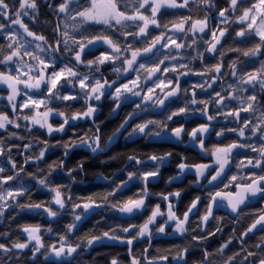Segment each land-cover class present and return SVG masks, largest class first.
Returning a JSON list of instances; mask_svg holds the SVG:
<instances>
[{
  "label": "snow or ice",
  "instance_id": "6c2138e0",
  "mask_svg": "<svg viewBox=\"0 0 264 264\" xmlns=\"http://www.w3.org/2000/svg\"><path fill=\"white\" fill-rule=\"evenodd\" d=\"M190 3H197L203 5L205 9V15L203 18H197L195 20L192 17H181L178 22H173L171 27L167 24H163L158 16L162 10L165 9H183L189 8ZM44 4L48 7L53 16L56 19V23L52 28L53 36L51 38L46 37L43 34H39L30 28L29 24L25 23L24 17H28L33 23L39 22V0H16L15 4H10L9 0H0V35L7 41L6 45L0 46V64L2 65H16L15 74L11 71H0V84H5L10 89V94L7 99L12 106V110L15 112L17 108L22 111L24 108L30 106L38 109L42 104H46L49 98L60 99L62 101H75L83 99L86 108L82 111L71 112L66 114L63 111L54 110L50 107H46L43 113L37 115H23V119L30 121L33 125H39L40 128H46L47 133L51 135L54 132L62 133L65 131V127L70 122H75L81 119L93 120L95 129L93 135L87 138H79L70 142L63 143L61 146L65 149L64 156L67 157L71 150L75 147L86 146L92 153L98 151H104V147L101 145V129L96 121L93 119L94 115L98 111V103L103 98L109 97L113 102L112 113L115 114L121 108L129 98H139L133 100L135 110L131 113H127L124 120L119 124L113 135L109 137L108 143H111L116 139L122 131L127 130V127L134 118L140 115L142 112L148 111L151 106L166 108V101L172 97H176L183 93L187 95L188 90L182 89L180 85V78L188 75H198L201 77L208 76L202 82L193 84L191 87L192 98L189 101L190 105L201 104L203 108L199 109L202 115L206 116L208 121L214 120L215 115H208V101L198 100L196 98V89H202L207 92L208 89H212L213 85L217 83V80L222 75V63H217L210 66L203 71H196L190 66L189 63H183L186 59L181 49L192 48L193 45H197L198 39L204 40L207 47L203 52H197V57L192 59L203 60L205 53L218 54V45L221 44V39L226 35L228 29L226 27H220L219 25L227 24L230 17L237 11L241 12L236 19L245 27L236 32L237 37H247L253 34L254 26L257 22L256 12H260L264 17V0H258L257 3L252 4L251 8H244L242 6V0H228V6L224 8H216L215 0H134L133 7L130 11L122 10L116 0H90L87 7H80L79 0H44ZM213 8H216L219 23L216 27H209L210 16L209 12ZM71 21V23H69ZM191 21V23H189ZM6 22V23H5ZM62 22V23H61ZM120 25L123 31L121 35L125 43L121 44L120 40L113 38L108 34H95L86 35L87 29L82 32L86 24H103L109 27ZM186 25H188L186 27ZM150 26L156 28H166L167 31L161 32L155 36L151 35L149 29ZM132 29V30H129ZM192 33L191 44L185 42H178L183 40L182 37L170 35L169 33ZM197 34H201L199 37ZM254 34L259 36L260 42L253 47L240 51L244 57L251 60H255L257 57L264 56V19H262L259 26L255 27ZM210 36V39H204V36ZM30 37L31 40L27 38ZM128 37H132V41H128ZM143 38L144 47H134L133 41H138ZM97 43L101 45H107V48L111 51H103L95 59H87L88 52L86 49L91 50ZM159 45L160 49L173 48L174 52L163 55L162 59H159L155 64L147 66L144 63H138V57L142 54L152 53L154 49H157ZM67 54V59L63 62V67L57 68V59L60 56ZM25 58H29L33 63H29ZM175 60L177 64L172 67H161L165 64V61ZM73 61L75 62L73 64ZM119 64L117 65V62ZM113 65L112 71L117 74V78L109 80L101 72V66L106 63ZM79 65H84L89 69L88 73H82L78 70ZM231 76L235 78L234 84H230L228 88L231 92L227 95H222L221 92L215 91V103L223 106L227 109L225 100H240L239 107L222 110L220 115L225 117H233L237 122H240L241 112L254 111L255 106L259 103L258 97L255 94V90L258 88L264 91V61H261L260 67L253 71H241L233 63L231 66ZM52 71L49 72L48 69ZM141 70L145 74L141 76ZM168 72L175 73V79H160L157 73L167 74ZM211 72L212 75H208ZM135 73L134 79H129L127 82L118 83L121 76L130 75ZM99 74V75H97ZM155 77V79H153ZM143 79V83L141 82ZM148 80H152V86L145 87ZM64 83H61V82ZM20 85H23L25 89L39 91L42 85L45 86L44 91L46 96L44 99H34L31 95H28L25 100L19 106L14 102L21 94ZM58 85L61 88H67L68 85H72L73 88L79 87L80 93L68 92L67 94H60L57 91ZM247 86V87H244ZM160 91L157 92L156 90ZM252 91L246 97H240L237 93ZM211 95V93L209 94ZM196 109L188 106L178 107L175 110L168 112L164 120L157 121L154 119L143 120L140 123H135L131 126V131L127 133L125 139H129L135 136H144L148 138H160L163 134H168L176 141L182 142L184 135L189 136L194 144H197L201 151H206L203 136L209 132V124H200L198 127L186 132L183 124L178 127H174L169 131L168 121H172L174 117L192 114ZM55 114L62 118V123L58 127H54L48 122V117L51 114ZM21 117H17L19 120ZM17 120L10 119L7 114L0 113V130L8 132V126L13 128H19L21 125ZM246 130L250 133V136H246ZM31 131V129H29ZM227 131L236 132L240 140L250 139L252 136H258L260 140H264V113L261 114L259 122L253 124V122L247 118L243 120L242 125L239 128L227 129ZM224 130L218 131L217 136H222ZM12 137L19 138L15 133H12ZM47 144V142H44ZM13 147H22L24 149L20 155L24 156L22 164L18 165V162L11 158ZM31 144H24L22 146L11 145L3 146L0 142V157L6 158V165L0 166V216H3L5 211L11 207H19L28 210H43L44 213L50 218H55L59 215L58 210H54L51 205L55 204L59 210L65 209L66 204L71 202L73 222L66 225V232L59 236L58 243L45 245L42 240L41 229L38 226H23L22 232L27 234V238L22 242H15L11 247L0 243V251L4 253H13L14 250L22 252L28 249L33 260L37 259V254L44 256L45 261L50 257H54L57 264H71V261L76 259L81 251L86 248H91L97 243H103L106 239L112 242L126 243L129 246V253H132L131 246L138 238L147 236L149 242L152 237V230L150 225L156 223L157 217L167 216L164 223L160 224L155 231L160 234H165V228L168 222H174V231L180 235H184L190 231L188 227L189 215L194 209H197V205L200 203V197H196L180 217L174 210L173 200L170 197L178 199L181 196L180 191L171 193H160L159 195L164 201H167V212L161 210L159 204H157L151 211L150 216L142 226L129 224L127 227H122L119 231L129 233L133 228L138 227L131 236L121 237L117 234V229L113 228L109 231H104L101 234H91L82 238H78L75 242L70 239L69 234L78 228L79 222H81L90 210L101 209L109 207L121 214L135 215L136 212L144 210L146 205V199L151 195L149 192L150 178H155L159 175L160 166L170 157L171 153L164 155L152 154L148 156V160L154 163V167L151 170L137 169L135 171L127 172V179L119 183H114L111 191L107 192L102 199L97 200L92 197L81 200L79 202H73L72 197L68 196L64 198V194L61 191V186H51L48 180V176L51 175V171H55L57 167L63 168L64 161L61 160L58 163L49 165L51 171L44 176L33 177L36 179V183L41 187L47 188L52 192L53 198L47 203H28L21 205L18 203V198L25 195L28 189L22 184L15 186L9 182L14 181L19 177L20 173L25 172V165L29 163H37L42 161L45 157L47 147L40 150L38 155H25L31 149ZM250 148L253 152H257L260 159L248 158L240 160L237 163V167H252L261 168L264 170V145L259 148L253 146L250 143H241L235 141L224 147H217L215 151L211 152L214 157L215 167L214 174L208 172L213 165L208 163H194L189 164L187 162H180L177 167L180 170V175L184 173L192 172L195 175V184H200L201 180H205L207 184L211 185L216 182L218 178L222 176L225 168L232 163V154L235 149ZM129 161H135L136 165H143L144 160L137 158L135 155H129L127 158ZM11 171L13 174L3 175L5 171ZM42 171V170H41ZM76 171H84V164L79 163L77 167L67 169L66 174L72 177V173ZM207 173V175H206ZM255 178H249L250 182L245 185H237L239 191L235 194L233 199H228L227 207L230 208L232 213H238L240 206L244 205L252 197L260 196L264 198V175H256ZM107 179V177H103ZM180 176L172 177L168 182L179 179ZM236 176L232 177L235 181ZM139 181L143 184V188L134 197L127 198L125 200L110 201L109 197H114L118 192L122 193V190L127 187L129 182ZM4 185H9L7 188ZM230 196L232 194H229ZM225 199L220 192L210 193V201L204 214L201 217L200 223L197 225L199 231L203 235H193L191 240L196 244H201L208 241L211 237L216 236L217 233H223L222 226H217L214 231H206L207 224L210 219H216L213 214L214 206L217 204V199ZM11 201V203H9ZM77 209H83V212H77ZM49 232L52 229H48ZM191 231L195 232L193 228ZM257 232H264V213L256 215L249 226L243 229L240 234L235 238L240 248L237 252L227 257L224 264H264V239L255 244V248L259 249V252H254L248 249L247 239H250V234ZM233 244V239L228 238L223 240L217 249L220 255H225V250L229 249V246ZM44 249V252H41ZM191 248L185 247L180 249L174 256L177 264H188V255ZM147 252V249H145ZM241 256L237 261L236 257ZM212 253L205 249L202 252L203 259L200 264H211L208 257ZM147 264H156L153 259H148ZM169 257L167 255L159 257L160 261H167ZM111 264H118L116 259L111 260ZM131 264H141V261L133 256Z\"/></svg>",
  "mask_w": 264,
  "mask_h": 264
},
{
  "label": "trees",
  "instance_id": "16d2710c",
  "mask_svg": "<svg viewBox=\"0 0 264 264\" xmlns=\"http://www.w3.org/2000/svg\"><path fill=\"white\" fill-rule=\"evenodd\" d=\"M257 2L258 0H242V6L244 8H251L252 4ZM9 3L15 4L16 0H9ZM39 5V22L33 23L28 19V17H24V21L25 23L29 24L30 28H32V30L35 32L51 38L53 36L52 28L56 21L53 18L52 11H48V7L44 6V0H39ZM215 5L216 8L227 7L228 0H215ZM202 7L203 5H198V8ZM216 8H213L212 10H216ZM239 15H241V12L237 11L232 17H230V21L227 24L219 25L220 27H226L228 29L225 37H237L236 32L241 28H244L235 22V19ZM81 31L83 32L84 28ZM85 34L91 36L98 34V31L94 27H91ZM27 39L30 40L29 37ZM257 43H261L260 39L256 38L254 35H250L246 38L236 39L234 44H231L229 41H227L224 43V46L226 45L225 49L229 50H244L253 47ZM6 44L7 41L2 35H0V46ZM236 52L238 63L242 65L241 69H256L257 64H245L242 61L245 60L246 57H244L240 51ZM260 57H257L256 59L259 60ZM25 59L29 63H33V61H31L29 58ZM0 71H11L13 74H15L13 65L0 64ZM48 71L51 72L52 69L49 68ZM61 83L64 82L62 81ZM44 89L45 86L41 89V93H30L29 95H31L34 99H44L46 96ZM57 91L60 94H67L68 92H81L78 86L73 88L72 85H68L67 88H61L58 85ZM0 95L6 96L7 92L4 90L0 91ZM22 98H26L25 100H27L28 97L22 95L21 99ZM21 103L22 102H17V105L19 106ZM46 107L63 111L66 114H71V112L84 110L86 105L83 99H78L75 101H62L60 99L49 98L46 104H42L38 110L45 111ZM100 110L101 112L96 117L95 121L96 124L100 126L101 145L105 150L97 156H92L89 152L83 149H78L72 151L67 157H65V149L61 145L82 137L87 138L92 136L95 129L93 121L81 119L75 122H70V124L65 127L64 132H57L55 134L49 135L46 130L36 126H31L26 120L22 118L23 115H33L35 112L34 107L30 106L28 108H24L22 111L18 107L17 111L14 112L8 105H6L5 100H0V113L7 114L9 118L13 120H17V117H21L19 120H17L21 127L13 128L9 125L7 133L4 132V130H0V142H2V145L7 147L11 145L22 146L24 144H31V149H29L25 155L33 156L38 155L40 150L47 147L45 157L42 161L25 165V172L20 173L16 180L9 182L10 184L17 187L22 184L28 189V192H26L25 195L18 198L19 204L24 205L30 202L47 204L52 200L54 194L47 188L38 185L36 183V179L33 177L44 176L49 171H51L49 165L58 163L61 160L64 161V167H57L55 171H51V175L48 176L50 185L61 186V191L64 194V198L67 199L68 196H71L73 202H79L81 200L87 199L88 197L100 200L107 192L111 191L114 183H119L127 179L128 171L137 170L135 161H131V163L126 164L129 155H135L137 158L142 159L141 157H145L150 153L159 152L160 150L162 151V149L165 150L162 146H143L139 142L125 144L124 146H122L120 143H116L114 146L109 147V137L113 135L115 130L118 128V125L116 121L108 120L109 107L107 105H102ZM247 113L242 112L241 120L240 122L236 123V128H239L242 125L245 118L248 119L249 114ZM251 113L256 114V116L254 118H249V120H251L253 124L258 123L261 114L264 113V99L260 104L255 106L254 111H250V114ZM50 123L54 127H58L62 123V118L55 115V117L51 119ZM29 129H31V131H29ZM12 133H15L19 138L14 139L12 137ZM250 135L251 134L246 130V136ZM252 137H254L253 141L251 142L253 146L259 148L261 145H264V140H260L258 136ZM237 139L239 140L238 135ZM249 140L250 139H246L247 142H249ZM44 142H47V144ZM23 151L24 149L22 147H13L12 149L11 158L17 161L18 165L22 164L24 161V156L20 155V153ZM256 153L257 152L252 151L253 156H255ZM6 158L7 153L5 157H0V166H5L7 169L9 166L6 165ZM79 163L84 164V171L73 172L72 177H69L66 174V170L77 167ZM118 170H122V173L120 172L122 175L120 174L119 176L113 178ZM260 171L264 172L262 169ZM10 174L13 173L6 170L3 175L6 176ZM97 177H107V179H109L108 184L102 185L95 183V179ZM236 177L237 179L235 181L238 185L247 183L249 178H253L254 176L253 173H246L240 169L238 170ZM8 186L9 185H4L5 188ZM142 188V184L134 180L129 182L127 187L122 190V193L118 192L116 196L109 197V200H125L127 198L134 197L141 191ZM163 189V184H159L153 189L155 192H151L165 193L166 190ZM184 196L191 197V194L190 192H184ZM149 198L146 199L147 207L144 210L129 217H124L121 213L109 207L95 209L89 217H85L81 222H79L78 228L69 234L70 239L75 242L78 238H82L91 234H101L102 232L109 231L113 228L117 229V234L121 237L133 235V233L138 230V227L144 224L148 219L154 207L153 204L157 202V200H152ZM9 203H11V201H9ZM51 207L54 210L59 211L57 205L52 204ZM77 212H83V209H81V211L77 209ZM261 213H264V206H260L258 208L253 207L251 211L242 212L240 219L234 222L236 227L235 229L233 223L226 222L224 226L221 222H216V225H214L215 227L211 231H214L217 226H222L223 233H219L215 237V240H218L221 243L223 241V234L228 238H234V254L240 248V245L235 238L243 229L249 226L256 215ZM72 222L73 215L71 202L67 203L66 208L55 218L48 217V215L44 213L43 210H28L19 207H11L5 211L3 216H0V243L11 247V245L15 242L25 241L27 234L22 232V227L38 226L41 229L39 234L41 235L45 245L56 244L58 243L59 236L66 232V225ZM129 224L138 226L137 228H133L131 235L119 231L120 228L127 227ZM48 229H52V231L49 232ZM195 229V232L191 231L190 229L187 238L181 240L173 239L170 241L161 239L156 242L154 241L150 247L148 255H146L145 252V249H148L149 247L147 238L136 240L131 246V254L129 253V246L126 243L112 242L105 239L103 243H97L91 248L85 247V250L81 251L76 259L71 261V264H111L112 259H116L118 264H131L133 256L140 260L141 264H145L144 256H147L148 259H159V257L164 255H167L169 257L168 261H170L174 260V256L177 254V252L185 247L197 250L196 252H191L188 255V264H191L192 262H200L203 259V256L202 252L200 250L198 251V249H200L202 246L191 240L193 235H201L199 228L197 227ZM261 239H264L263 235L253 234L250 239H247L246 246L251 251L259 252L257 248H255V244L260 242ZM14 252H16V254L4 253L3 251H0V264H57L55 258L50 257L49 260L45 261L44 256L39 254H37V259L33 260L32 254L28 249H25L22 252L14 250ZM41 252H44V249H41ZM243 255L244 253H241L240 256L236 257V260L239 261Z\"/></svg>",
  "mask_w": 264,
  "mask_h": 264
},
{
  "label": "flooded vegetation",
  "instance_id": "af4514ba",
  "mask_svg": "<svg viewBox=\"0 0 264 264\" xmlns=\"http://www.w3.org/2000/svg\"><path fill=\"white\" fill-rule=\"evenodd\" d=\"M58 3L59 0H56ZM118 3L119 7L122 10L130 11L131 8L133 7V2L134 0H116ZM90 3V0H79V5L80 7H87ZM45 6V4H44ZM48 11L50 9L48 8ZM205 15V9L204 7L198 8L197 3H190L189 8H183V9H165L162 10L161 13L158 16V19L163 23L167 24L169 27H171V24L173 22H178L179 19L183 17H192L193 20L197 18H203ZM210 16V24L209 27H216L219 22L216 21L217 12L216 10H212V13H208ZM55 19V17L53 16ZM56 21V19H55ZM57 22V21H56ZM62 23V22H61ZM71 23V21H69ZM191 23V21H189ZM188 25H186L187 27ZM91 27H94L97 31L98 34H108L112 36L115 39L120 40L121 44L125 43L121 32L123 29L121 28L120 25H115L113 22V27H109L103 24H86L84 25V29H90ZM83 29V28H82ZM81 29V30H82ZM132 30V29H129ZM151 35L155 36L161 32L167 31L166 28H156L155 26H150L149 29ZM170 35H175L178 37H182L183 40H178V42H185L186 44H191L192 42V33H188L185 35L184 33H169ZM201 34H197L199 37ZM242 37H223L221 39V44L218 47V54H209L205 53L203 60L200 59H192L193 57H197V52H203L204 48L207 47V45L204 43V40L198 39L197 45H193L192 48H185L181 49L180 52L183 53V55L186 57L182 62L183 63H189L190 66L195 69L196 71H203L207 68H209L212 65H215L217 63H222L223 68H222V75L221 77L217 80V83L213 85L212 89H208L207 92H205L202 89H196L197 96L196 98L198 100H205L208 101V115H215V119L212 121H208L206 116L202 115L199 109L203 108L204 105L197 104V105H190L189 101L192 98V85L198 82H202L204 79H207L208 76H198V75H188L180 78V85L182 89H187L188 93L187 95H184L181 93L180 95L176 97L170 98L168 101H166L167 107H156V106H151L148 108V111L140 113L139 116L134 118L132 121H130L129 126L127 127V130H124L121 132V134L114 139L111 143H108L109 147L114 146L116 143H120L122 146L125 144H131V143H140L143 146L146 145H152V146H159V147H164L165 150L162 149L159 152H154L146 155L145 157H141L142 160L145 161L143 165H136L137 169H148L151 170L154 167V163H146L148 160V156L152 154L156 155H164L166 153H171L172 155L168 157V159L165 161L163 165L160 166V172L157 178V181L155 184H150L148 185L149 187V192L151 195L149 197L153 200H157L153 205L154 207L159 204L161 207V210L164 211L165 213L167 212V201H164L161 196L159 195L160 193H153L155 192L153 189L155 186L159 184H163V190H166L164 194L175 192V191H180L181 196L178 199H174V197H170V199L173 200L174 204V210L176 211V214L180 217L183 216L184 212L187 210V208L190 206L191 202L198 196L200 197V203L197 205V209H194L193 212L189 215V223L188 227L189 229H193L194 227L197 228V225L200 223L201 217L204 214L207 205L209 204L210 201V193H215V192H220V193H228V192H234L235 187L237 186L236 181L232 180L233 176H236L238 174V170H240L243 166L237 167V163L240 160H247L248 158H255V159H260L258 153H256L255 156L252 154V150L250 148H243L239 153H233L232 154V163L229 164L224 171L225 179L217 186H211L206 183L205 180H201L200 184H195V175L192 172H185L184 175H180V170L178 169L177 165L180 162H187L189 164H194V163H208L210 165H213L212 168L208 170V172L214 174V169L215 167H218L214 164V157L211 155V152L215 151L217 147H224L230 143H233L235 141H240L241 143H250L253 140H249L247 142L246 140H239L237 139V133L233 131H227V129H235L236 128V123L233 119V117H225L223 115H220L219 112L222 110H228V109H233L239 107L241 101L240 100H225V104L227 105V109L223 108L221 105H217L214 101L216 99L215 91L221 92L222 95H227L231 92V90L228 88L230 84H234L235 78L231 76V65L233 63L236 64L237 68L241 71H253L252 69H241L242 65L238 63L237 60V52L235 50H229L225 49L224 43L229 41L231 44H234L236 39H241ZM246 38V37H244ZM204 39H210V36L205 35ZM128 41H132V37H128ZM133 46L134 47H140L143 48L145 45L143 43V38L138 41H133ZM224 46V49H223ZM111 51L110 49L107 48V45H101L100 43H97L95 47H92L91 50L86 49L85 51L88 52L87 59L92 60L95 59L97 56L100 55L101 52L103 51ZM174 52V46L173 48L169 49H160L159 45L157 46V49H154L152 53H147V54H142L140 57H138V63H144L147 66H151L155 64L159 59L163 58V55L169 54ZM67 59V54L64 56H60L56 63H57V68L63 67V62ZM251 60L246 57L244 62L245 64H251L255 63L257 64L256 69L260 67L261 61H264V56H261L259 60ZM257 61V62H256ZM75 62L73 61V64ZM178 61L175 60H169L165 61V64L162 65L161 67H172L173 65L177 64ZM119 64V61L117 62V65ZM78 70L82 73H88L89 69L85 67L84 65H79L77 66ZM113 65L109 62L101 66V72L104 74L106 78L109 80H113L117 78V74L112 71ZM99 75V74H97ZM145 74L143 73V70H141V76L143 77ZM157 75L160 77V79H175V73L173 72H168L167 74H161L157 73ZM208 75H212L211 72L208 73ZM134 79L135 78V73H132L130 75H124L121 76L118 83H123L127 82L129 79ZM155 79V77H153ZM143 83V79L141 81ZM152 86V80H148L147 83L145 84V87H150ZM247 87V86H244ZM157 92L160 90L157 89ZM252 90L249 89V92H240L237 93L238 96L240 97H246ZM211 93V95H209ZM255 94L258 97L259 103L260 104L263 99H264V91L259 90L258 88L255 90ZM139 98H129L124 104H122L121 108L118 110L117 113L113 114L112 113V107H113V102L111 98L105 97L103 98L100 102H93V103H98V111L95 114L94 120L96 117L100 114L101 112V106L102 105H107L109 107V114H108V120L116 121L117 125L124 120L125 116L127 113H131L135 110V105L132 102L133 100H138ZM188 106L190 108L196 109L192 114H185L181 116L174 117L172 121H168V128L169 131L174 128L178 127L181 124H183L186 132L191 131V129L198 127L200 124H209V132L203 136L204 143H205V149L206 151H201L199 146L197 144H194L192 139L184 135L182 137V142L176 141L173 137H171L168 134H163L160 138H148L144 136H135L129 139H125V136H127V133L131 131V126L134 125L135 123H140L143 120L147 119H154L157 121L164 120L168 112L175 110L178 107H184ZM247 113V112H245ZM249 114V118H254L256 114L251 113L250 111L247 113ZM240 117H242V112L240 113ZM93 121V120H92ZM224 130V134L222 136H217L216 133L218 131ZM108 148V147H107ZM102 153L101 151L99 154ZM98 154V155H99ZM133 162V161H132ZM131 163V161H127L126 164ZM125 164V166H126ZM125 168V167H124ZM243 170V169H242ZM261 168L254 169V170H243V172L246 173H255L256 175H264V172L260 171ZM260 171V172H259ZM122 170H118L117 173H115V176L113 178L119 176ZM260 173V174H259ZM122 175V174H121ZM207 175V173H206ZM180 176L179 179L172 180L171 183L168 181L172 177ZM255 178V177H253ZM152 179V178H150ZM109 180V179H108ZM244 181V180H243ZM250 180L247 181L249 183ZM139 183V181H138ZM247 183H242V184H247ZM142 184V183H141ZM143 187V184H142ZM153 191V192H151ZM184 192H190L191 197L189 196H184ZM148 197V198H149ZM149 198V199H150ZM222 206H224V203H222ZM260 206H264V199H260L254 208H258ZM153 207V208H154ZM253 207H248L243 210H241L236 217V219H231L229 215L224 214L221 211H216L214 212V216L216 219H211L208 224L206 231H211L216 225V222H221L223 225L228 222V223H233L235 221H238L240 219V216L242 212L244 211H251ZM151 214V213H150ZM150 216V215H149ZM166 220V215L162 217H158L156 223L150 225V229L152 230V237L156 235L155 229L164 221ZM225 226V225H224ZM234 225V229H235ZM175 229V224L167 231L165 232L164 236L161 239L164 240H173V239H184L187 238V235H189V231L185 233L184 235H180L174 231ZM201 235L203 233L200 232ZM219 233H217L218 235ZM254 234H261L264 236V232H257ZM216 235V236H217ZM211 237L208 241L198 244L201 245L202 247L198 249L201 252H203L205 249H207L208 252L212 253L208 257V260L211 262V264H224L225 260L227 259L226 257L230 256L233 254L234 249H235V244H234V238H233V244L229 246V249L225 250V255H220L217 252V249L220 246V242L218 240H215V237ZM253 234L250 235L252 237ZM151 237V238H152ZM159 239V240H161ZM228 237L223 234L222 240H226ZM149 247L147 249L146 255H148V252L150 250V247L153 243L150 244L149 238H147ZM156 242V241H155ZM259 251V249H257ZM197 250L191 249V252H196ZM189 253V254H190ZM144 256V262L146 263V259ZM155 261H158L159 259H153ZM176 260H167V264H173ZM191 264H200V262H192Z\"/></svg>",
  "mask_w": 264,
  "mask_h": 264
},
{
  "label": "water",
  "instance_id": "95a60500",
  "mask_svg": "<svg viewBox=\"0 0 264 264\" xmlns=\"http://www.w3.org/2000/svg\"><path fill=\"white\" fill-rule=\"evenodd\" d=\"M219 46H220V45H218L217 48H218ZM94 117H95V115H94ZM93 119H94V118H93ZM86 120H88V121H92V120H90V119H86ZM78 149L86 150L87 152L91 153L92 156H97V155L99 154V152H100V151H98L97 153H92V152L90 151V149H88L86 146L75 147V148H73V149L71 150V152L74 151V150H78ZM239 150H240V149H235V150H233V153H236V152H238ZM71 152H70V153H71ZM70 153H69V154H70ZM146 163L151 164V163H153V162H152V161H147ZM244 169H246V170H252V169H257V168L244 167ZM157 178H158V176L155 177V178L150 179V184H155V182L157 181ZM224 179H225V175H224V173H223L222 176H221L220 178H218V180H217L216 182H213V184H211V186H217V185H219ZM108 182H109L108 179H104V178H102V177H97V178L95 179V183L102 184V185H105V184H107ZM238 191H239V188L236 187V188H235V191H234L233 193H231V192H228V193H221V194L225 197V199H222V200H221L220 198L217 199V204L214 206L213 213L216 212V211H221V212H223L224 214L229 215L231 219H236V217L238 216V214H239V212H240L241 210H243V209H245V208H248V207H253V206H255V205L257 204V202H258L260 199H262L260 196L252 197V198H250L248 201H246L244 205H241V206H240V210H239L238 213H232L231 210H230V208L227 207V201H228V199H233V198L235 197V194H236ZM229 194H232V195L230 196ZM174 199H176V198H174ZM222 203H224V206H222ZM157 218H158V217H157ZM166 219H167V216H166ZM210 220H211V219H210ZM210 220H209V221H210ZM173 224H174V222L169 221V222H168V225H167L166 228H165V232L167 231V229L171 228V227L173 226ZM131 232H132V231H131ZM131 232H129V233H131ZM250 235H251V234H250ZM163 236H164V234L156 233V235L153 236V237L151 238V240H150V244L153 243L154 241H158V240L161 239ZM145 264H147V260H146V263H145ZM156 264H167V261H160V260H158V261H156ZM173 264H177V261L173 262Z\"/></svg>",
  "mask_w": 264,
  "mask_h": 264
},
{
  "label": "rangeland",
  "instance_id": "374dc122",
  "mask_svg": "<svg viewBox=\"0 0 264 264\" xmlns=\"http://www.w3.org/2000/svg\"><path fill=\"white\" fill-rule=\"evenodd\" d=\"M256 14V17H257V22H256V25L254 26V29H253V34H252V36L254 35V36H256V38H258V39H260L259 38V36H257V35H255L254 34V30H255V27H257V26H259L260 25V23H261V21H262V19H264V17H262L261 16V14H260V12H256L255 13ZM232 17V16H231ZM219 20H220V18L217 16L216 17V21L217 22H219ZM230 21V20H229ZM235 22L237 23V24H239V25H241V26H243V27H245V25L244 24H241L239 21H238V19H235ZM250 36V35H249ZM29 39L31 40V38L29 37ZM14 66V70H15V68H16V65H13ZM20 87V90H21V94L19 95V96H17V98H16V100L14 101L16 104H17V102H22L23 103V101L26 99V98H22L21 99V96L23 95V96H26V97H28V95L30 94V93H41V89L44 87V85H42V87H41V89L39 90V91H37V90H28V89H25L24 88V86L23 85H20L19 86ZM6 91L7 92V95L6 96H2V95H0V100L1 99H3V100H5V102H6V105H8L10 108H11V110H12V106H11V104L9 103V101H8V99H7V97H8V95L10 94V89L7 87V85H5V84H0V91ZM25 92H27V94L28 95H25L24 93ZM21 103V104H22ZM44 111H39L38 109H36L35 108V112L33 113V115H37L38 113H43ZM55 117V115H54V113L53 114H51L49 117H48V122L50 123V121H51V119L52 118H54ZM37 118L39 119L40 118V116L39 115H37ZM31 126H36V127H39V125H33L30 121H27ZM40 128V127H39ZM41 129H43V130H46V128H41ZM47 131V130H46ZM55 133H57V132H54V133H52V134H55ZM254 138V137H253ZM140 183V182H139ZM58 207V206H57ZM64 209H62V210H59V213L60 212H62ZM79 211H81V209H78ZM93 211L94 210H90L89 211V213L86 215V217H89L92 213H93ZM140 212V211H139ZM136 213H138V212H136ZM135 213V214H136ZM124 217H129L130 215H127V214H122ZM143 225V224H142ZM141 225V226H142ZM138 231V230H137ZM134 234V233H133ZM144 238H148L147 236H145V237H142V238H138L137 240H142V239H144ZM136 241V240H135ZM134 241V242H135ZM52 258H54V257H52Z\"/></svg>",
  "mask_w": 264,
  "mask_h": 264
},
{
  "label": "bare ground",
  "instance_id": "6f19581e",
  "mask_svg": "<svg viewBox=\"0 0 264 264\" xmlns=\"http://www.w3.org/2000/svg\"><path fill=\"white\" fill-rule=\"evenodd\" d=\"M238 261V260H237Z\"/></svg>",
  "mask_w": 264,
  "mask_h": 264
}]
</instances>
